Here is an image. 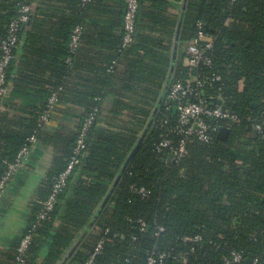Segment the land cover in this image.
Masks as SVG:
<instances>
[{"label":"trees","instance_id":"trees-1","mask_svg":"<svg viewBox=\"0 0 264 264\" xmlns=\"http://www.w3.org/2000/svg\"><path fill=\"white\" fill-rule=\"evenodd\" d=\"M26 1L0 0V42L19 6ZM46 1L36 0L39 5L22 26L21 40L27 30L25 49L34 43L31 34L39 31V17L49 15ZM68 1L71 16H62L56 25L60 40L54 42L55 48H37L47 63L40 61L39 69L23 71L17 68L20 61L14 59L8 69L9 89L14 83V89L38 96L39 105L20 114L0 110V180L8 162L16 159L30 136L50 137L58 143V154L31 202L28 224L22 233H32L26 264H59L100 209L162 93L182 0H139L134 43L122 46L123 16L120 40L109 45L110 52L105 56L102 87L87 92L74 88L67 79L81 66L85 33L82 31L75 52L70 43L74 28L82 25L86 12L97 9L101 0ZM120 1L125 14L126 3ZM198 20L204 21L215 41L210 52L212 64H202L194 72L219 74L222 79L205 87L204 96L210 102L224 104L242 120L230 128L226 140L218 137L222 121H214L217 130L211 143L190 141L186 156L168 162L164 160L168 154L155 150L163 135L174 141L179 137L174 131L177 116L164 122L176 110L174 102L168 109L165 97L110 201L67 264H86L101 236L103 248L95 264H149L152 250L157 255L166 253L162 264H224L233 251L242 254L241 261L234 264H264V146L263 138L252 133L253 124L264 122V0H188L181 46L195 35ZM190 73L179 61L170 82L178 77L186 79ZM54 91L60 92V99L52 115H62L67 101L83 105L85 112L77 117L75 130L47 136V123H42L40 115L48 108ZM106 99L110 113L101 124ZM93 112L96 120L87 131L81 165L68 177L54 208L39 219L55 177L73 154L84 119ZM142 186L151 191L149 195L137 192ZM140 220L146 223L144 229ZM196 235L201 240L186 238ZM21 237L6 252L8 264H19L17 247ZM48 239L51 246L42 256Z\"/></svg>","mask_w":264,"mask_h":264},{"label":"built area","instance_id":"built-area-1","mask_svg":"<svg viewBox=\"0 0 264 264\" xmlns=\"http://www.w3.org/2000/svg\"><path fill=\"white\" fill-rule=\"evenodd\" d=\"M89 1V0H83ZM36 0H27L18 8V14L13 17L8 24L7 34L0 42V97L3 99L9 91V81L7 80V73L11 62L16 58V47L21 40V29L24 23L29 21L34 12ZM139 10V0H126V9L124 14V37L122 46L127 48L135 41L137 28V13ZM83 27L77 25L73 30L71 39V50L75 52L80 45ZM215 36L206 30L205 23L202 20L196 22V33L193 37L185 42V53L187 60L185 66L191 71L186 79L175 78L169 86L166 95L169 103L174 102L175 112L168 114L164 122H169L173 115L177 116V125L174 131L179 135L178 140L174 141L171 137L163 135L155 146L158 153L174 155L176 160L182 159L188 153V143L193 140H198L201 143H211L214 140V132L217 130V125L214 121L221 120L222 126L231 128L235 123L242 119L240 115L229 108H224V104L210 102L204 96L203 89L214 85L221 81L219 74L203 75L202 73H195V69L200 65H211L213 59L210 52L214 50ZM222 97V94L219 93ZM60 99V92L54 91L49 97V105L46 110L41 112L40 118L43 124L50 121L52 117V109H54ZM0 103V110H2ZM97 111V109H96ZM95 111V112H96ZM96 120V114L93 112L89 114L83 121L76 139V144L73 149V154L66 166V168L55 177L54 185L51 194L44 202L42 210L39 212L38 218L43 219L48 212L54 208L58 193L66 186L70 174L81 165V155L84 153L87 146V131L90 125ZM258 135L264 139V122H256L253 124ZM39 138L32 135L28 139V143L20 150L16 159L13 162H8L6 172L0 180V196L7 189L14 173L26 165V160L31 154L33 147L38 143ZM142 196L150 194V190L145 187L136 189ZM142 229L146 223L140 220ZM163 230V227L159 228ZM108 231V229H106ZM32 233H26L21 237L20 243L17 247V261L19 264H26L25 253L29 242L31 241ZM188 240H201L200 235L194 237H186ZM104 243V236H101L91 252L86 264H95V257L101 252ZM166 253H159L152 250L150 253L149 264H162ZM242 254L238 251H233L230 257H226L224 264H234L240 262Z\"/></svg>","mask_w":264,"mask_h":264},{"label":"crops","instance_id":"crops-1","mask_svg":"<svg viewBox=\"0 0 264 264\" xmlns=\"http://www.w3.org/2000/svg\"><path fill=\"white\" fill-rule=\"evenodd\" d=\"M124 1L126 3V0ZM38 5L39 2H36L34 10ZM120 5V0H101L97 9L87 11L85 19L82 21L83 33H85L84 55L80 68L73 70L67 78L74 88L80 89L82 92L102 87L100 79H103L102 70L105 65V56L110 52L109 45L115 39L120 40L123 28L124 14H122ZM45 6L49 15L39 17L40 19L36 23V28H39V31H32L34 43L31 44V48H24L27 30L23 32L15 58L20 61L17 64L18 70L19 66L23 71L32 68L39 69L40 66L37 62L41 61L44 65L47 63L44 58L41 59L37 48H55L54 42L60 40L59 37H56V25L61 21L62 16L63 19L71 16V5L68 0H47ZM175 8H178L177 4H175ZM180 51L179 61L185 65L187 60L185 43L181 46ZM13 84H10L8 93L2 99V110L11 114H20L39 105L40 98L38 96L14 89ZM82 96L78 95V98H82ZM111 96L113 95L111 94ZM111 96L107 97L111 99ZM108 100L106 99L103 103V111L99 118L101 124H104L105 118L110 113ZM83 112H85L83 105L67 101V110L62 115L53 114L47 123L45 127L47 134L49 133L47 136L60 130L64 133L75 130L77 117ZM54 141V138L50 137L39 139L28 156L26 165L14 173L7 189L0 196V264H8L6 252L20 239L28 224L31 202L38 193L47 173L52 169L58 154V143ZM49 246H51V239L47 240L42 256L47 254Z\"/></svg>","mask_w":264,"mask_h":264},{"label":"water","instance_id":"water-1","mask_svg":"<svg viewBox=\"0 0 264 264\" xmlns=\"http://www.w3.org/2000/svg\"><path fill=\"white\" fill-rule=\"evenodd\" d=\"M188 7V0H182L180 2V16L178 19V24L175 30V36H174V40H173V45H172V52H171V63H170V67H169V71L166 77V80L164 82V86H163V90L162 93L158 99V102L152 112V115L150 117V119L148 120V123L146 125V127L141 131L140 133V137L137 141V143L135 144L134 148L132 149V152L130 153V155L128 156V158L126 159L122 169H121V173L117 176V178L115 179L110 191L108 192V194L106 195V197L104 198L103 202L101 203L100 209L95 213L93 219L88 223L87 225V230H82L80 231V233L78 234V236L76 237V239L74 240V242L72 243L71 247L69 248V250L66 252L64 258L60 261L59 264H67L68 259L70 257H72V255L74 254V252L77 250V248L81 245V243L83 242V240L86 238V236L89 234V232L92 230L93 226L95 225V222L101 212V210L107 205V203L110 201L112 194L114 193L116 186L118 185L123 173L125 172L131 158L133 157V155L135 154V152L138 150V148L140 147V145L142 144L144 138L147 136L148 133V129L151 127L153 121H154V116L157 113L158 109L160 108V106L163 103V100L165 99L166 95H167V91H168V86H169V82L173 77V72L175 71L178 62H179V57H180V50H181V42H182V31H183V24H184V18H185V11ZM225 108V106H224ZM253 136L256 137L257 136V130L256 128H253ZM230 135V128L227 126H221L219 131H218V137L222 140H226L228 139ZM263 146H264V139H263ZM164 160H167L168 162L171 161H175L174 155L172 153L168 154L166 158H164Z\"/></svg>","mask_w":264,"mask_h":264}]
</instances>
